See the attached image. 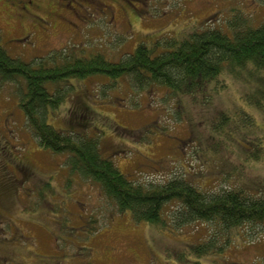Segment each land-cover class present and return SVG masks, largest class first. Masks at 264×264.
I'll return each instance as SVG.
<instances>
[{"label": "rangeland", "instance_id": "obj_1", "mask_svg": "<svg viewBox=\"0 0 264 264\" xmlns=\"http://www.w3.org/2000/svg\"><path fill=\"white\" fill-rule=\"evenodd\" d=\"M34 1L24 10L22 0H0V46L33 66L97 52L116 61L140 42L226 29L233 15L264 20V0ZM57 87L65 96L45 120L98 132L101 154L134 182L185 179L209 193L264 187L263 68L236 67L193 93L103 74ZM24 89L22 76L0 79V264H264L263 224H182L173 202L163 224L119 212L65 154L38 144L19 106Z\"/></svg>", "mask_w": 264, "mask_h": 264}, {"label": "trees", "instance_id": "obj_2", "mask_svg": "<svg viewBox=\"0 0 264 264\" xmlns=\"http://www.w3.org/2000/svg\"><path fill=\"white\" fill-rule=\"evenodd\" d=\"M228 24L226 29L207 26L180 37H162L151 44L140 42L126 57L116 61L97 52L64 56L60 60L53 57L51 64L45 60L33 66L11 58L0 46V79L23 77L25 89L19 106L38 144L65 154L71 171L99 184L117 210L129 212L134 222H167L163 209L173 202L177 206L174 217L179 216L176 221L182 224L216 220L227 229L247 223L264 225V187L256 194H248L242 188L209 193L185 179L174 178L161 185L134 182L118 170L110 157L101 154L98 132L86 136L63 131L45 120L48 108L57 107L65 96L56 85L70 83L72 78L92 74L111 79L129 76L138 86L157 83L193 93L219 75L233 73L236 67L254 65L264 69V20L255 26L246 17L233 15ZM255 104L262 106L258 101ZM243 118L252 121L246 113Z\"/></svg>", "mask_w": 264, "mask_h": 264}, {"label": "flooded vegetation", "instance_id": "obj_3", "mask_svg": "<svg viewBox=\"0 0 264 264\" xmlns=\"http://www.w3.org/2000/svg\"><path fill=\"white\" fill-rule=\"evenodd\" d=\"M23 3V9L28 10L29 8H34L37 7V4L35 3L34 0H22Z\"/></svg>", "mask_w": 264, "mask_h": 264}]
</instances>
